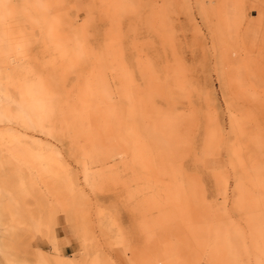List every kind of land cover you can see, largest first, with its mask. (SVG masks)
Wrapping results in <instances>:
<instances>
[{
    "label": "rangeland",
    "instance_id": "obj_1",
    "mask_svg": "<svg viewBox=\"0 0 264 264\" xmlns=\"http://www.w3.org/2000/svg\"><path fill=\"white\" fill-rule=\"evenodd\" d=\"M0 264H264V0H0Z\"/></svg>",
    "mask_w": 264,
    "mask_h": 264
},
{
    "label": "bare ground",
    "instance_id": "obj_2",
    "mask_svg": "<svg viewBox=\"0 0 264 264\" xmlns=\"http://www.w3.org/2000/svg\"><path fill=\"white\" fill-rule=\"evenodd\" d=\"M4 122L0 119V123ZM9 223V218L4 217L3 214L0 212V247H2V238L5 235H9L10 231L8 230L7 224Z\"/></svg>",
    "mask_w": 264,
    "mask_h": 264
}]
</instances>
